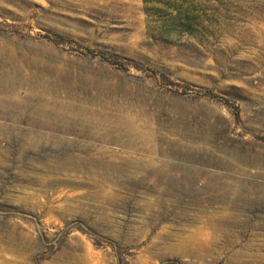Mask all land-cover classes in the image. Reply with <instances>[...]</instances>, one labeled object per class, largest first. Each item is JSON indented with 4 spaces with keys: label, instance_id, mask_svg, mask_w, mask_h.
Listing matches in <instances>:
<instances>
[{
    "label": "rangeland",
    "instance_id": "1",
    "mask_svg": "<svg viewBox=\"0 0 264 264\" xmlns=\"http://www.w3.org/2000/svg\"><path fill=\"white\" fill-rule=\"evenodd\" d=\"M0 264H264V0H0Z\"/></svg>",
    "mask_w": 264,
    "mask_h": 264
},
{
    "label": "trees",
    "instance_id": "2",
    "mask_svg": "<svg viewBox=\"0 0 264 264\" xmlns=\"http://www.w3.org/2000/svg\"><path fill=\"white\" fill-rule=\"evenodd\" d=\"M224 103H226V105H228L226 101Z\"/></svg>",
    "mask_w": 264,
    "mask_h": 264
},
{
    "label": "bare ground",
    "instance_id": "3",
    "mask_svg": "<svg viewBox=\"0 0 264 264\" xmlns=\"http://www.w3.org/2000/svg\"><path fill=\"white\" fill-rule=\"evenodd\" d=\"M5 263V262H4Z\"/></svg>",
    "mask_w": 264,
    "mask_h": 264
}]
</instances>
